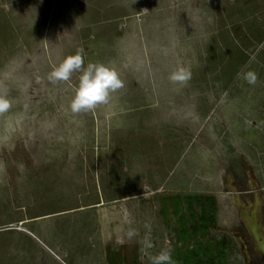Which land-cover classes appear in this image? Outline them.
Instances as JSON below:
<instances>
[{
  "label": "rangeland",
  "instance_id": "1",
  "mask_svg": "<svg viewBox=\"0 0 264 264\" xmlns=\"http://www.w3.org/2000/svg\"><path fill=\"white\" fill-rule=\"evenodd\" d=\"M78 52L123 87L72 113ZM0 97V264H264V0H0Z\"/></svg>",
  "mask_w": 264,
  "mask_h": 264
},
{
  "label": "clouds",
  "instance_id": "2",
  "mask_svg": "<svg viewBox=\"0 0 264 264\" xmlns=\"http://www.w3.org/2000/svg\"><path fill=\"white\" fill-rule=\"evenodd\" d=\"M82 52V50H81ZM83 56L77 53L64 59L50 74L53 81H68L74 72H80L78 86L69 103L72 113H80L96 108L98 105H105L110 100V94L123 87V82L118 72L101 63L88 64L83 68ZM191 77L188 69H180L172 76L174 81H187ZM249 84L256 82L254 73L249 72L245 76ZM10 101L0 97V112L8 110ZM151 264H173L170 251H162L151 257Z\"/></svg>",
  "mask_w": 264,
  "mask_h": 264
},
{
  "label": "trees",
  "instance_id": "3",
  "mask_svg": "<svg viewBox=\"0 0 264 264\" xmlns=\"http://www.w3.org/2000/svg\"><path fill=\"white\" fill-rule=\"evenodd\" d=\"M213 209V206H212ZM210 211V213L213 214V211ZM212 214H210L208 216V218L212 219ZM204 221L207 220V217H204V219H202ZM184 237H186V235L184 234ZM226 244L224 242H217L214 246V252L213 254L210 253V251L208 253H205L204 255L198 253V252H194V253H189L185 256L184 259V264H225L226 263V253H225V248H226ZM204 256H207L205 258L204 261Z\"/></svg>",
  "mask_w": 264,
  "mask_h": 264
},
{
  "label": "flooded vegetation",
  "instance_id": "4",
  "mask_svg": "<svg viewBox=\"0 0 264 264\" xmlns=\"http://www.w3.org/2000/svg\"><path fill=\"white\" fill-rule=\"evenodd\" d=\"M244 209L242 208L241 210L239 209L242 216L241 222L245 225L249 239H251L252 243H257V248L259 250V253L264 255V235L258 226H253V227L249 226L248 221L250 222V219L247 217L248 213L246 215L244 214L245 212H247V207H244ZM250 216L254 218V213L250 214Z\"/></svg>",
  "mask_w": 264,
  "mask_h": 264
}]
</instances>
